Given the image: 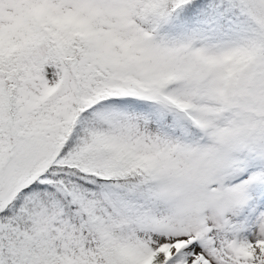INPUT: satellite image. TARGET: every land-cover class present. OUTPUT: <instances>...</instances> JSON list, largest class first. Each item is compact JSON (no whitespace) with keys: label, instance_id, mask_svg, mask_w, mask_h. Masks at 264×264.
<instances>
[{"label":"snow or ice","instance_id":"obj_1","mask_svg":"<svg viewBox=\"0 0 264 264\" xmlns=\"http://www.w3.org/2000/svg\"><path fill=\"white\" fill-rule=\"evenodd\" d=\"M0 264H264V0H0Z\"/></svg>","mask_w":264,"mask_h":264}]
</instances>
